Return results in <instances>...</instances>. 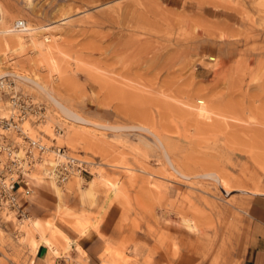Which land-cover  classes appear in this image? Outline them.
Segmentation results:
<instances>
[{"label":"rangeland","instance_id":"1","mask_svg":"<svg viewBox=\"0 0 264 264\" xmlns=\"http://www.w3.org/2000/svg\"><path fill=\"white\" fill-rule=\"evenodd\" d=\"M17 20L33 30L0 76L45 106L24 126L95 164L63 182L36 166L47 200L2 214L0 264H88L90 227L110 231L97 264H264V0H0V37Z\"/></svg>","mask_w":264,"mask_h":264},{"label":"built area","instance_id":"2","mask_svg":"<svg viewBox=\"0 0 264 264\" xmlns=\"http://www.w3.org/2000/svg\"><path fill=\"white\" fill-rule=\"evenodd\" d=\"M26 26L24 20H19L10 29L25 31ZM15 78L10 75L0 80V100L7 93L4 110L0 112V218L3 213L16 218L27 214L25 203L33 193L30 174L38 164L46 167L48 178L58 182L72 175L91 174L89 166L95 164L69 154L55 138L47 144L42 131L38 135L29 133L24 124L43 121L45 106L16 88ZM53 132L54 136L62 135L58 126H54Z\"/></svg>","mask_w":264,"mask_h":264},{"label":"crops","instance_id":"3","mask_svg":"<svg viewBox=\"0 0 264 264\" xmlns=\"http://www.w3.org/2000/svg\"><path fill=\"white\" fill-rule=\"evenodd\" d=\"M43 183H45V182L39 181V180L32 182L33 192H34L33 196L37 197V198H39L41 200H47L46 197L42 196L39 193L41 189H44L41 186V184H43ZM48 185L53 190V192H54V194H55V196L57 198V202H56V210H57L58 206H59V204L61 202L60 197L55 192V190L52 187V185L50 183H48ZM95 185H96L95 182H90L89 186H87V187L84 186V187L95 191ZM77 189H78L79 194H80L79 183L77 184ZM63 195H64V193H63ZM63 195H62V199L64 200ZM80 196H81V194H80ZM81 198H82V196H81ZM81 203H82V201H81ZM30 205H31L30 199L28 198L26 203H25V207H26L27 212H28V207ZM82 205L84 206V202H83ZM250 206H251L252 212L255 214L256 218L264 219V194H254L251 197ZM82 217H85V214H83ZM56 219H58V218H56ZM40 225H41L40 222L35 220L36 229H39ZM48 225H51V230H53V223L49 222ZM92 228L98 230V227L97 228L90 227L86 232H79L78 230L75 229L78 232V237L76 239V242L74 240L73 241L76 244H78L86 252L88 264H97L98 260H97L96 254H97V252L99 250H101V248L103 247V244H104L101 234H104V235L107 236L110 233V231H109L108 228H105V227L104 228L100 227L98 231L90 230ZM44 237H46V236H44ZM45 246H48V245H45ZM250 252H252V251L248 252L249 253L248 257L245 259L243 264H259L260 260H261V256H262L261 253L257 252V251L252 252V253H250ZM52 254L58 256V254H54L53 252H52ZM57 262H58V264H65L62 260H58Z\"/></svg>","mask_w":264,"mask_h":264},{"label":"bare ground","instance_id":"4","mask_svg":"<svg viewBox=\"0 0 264 264\" xmlns=\"http://www.w3.org/2000/svg\"><path fill=\"white\" fill-rule=\"evenodd\" d=\"M17 21H19V20H17ZM17 21H15V22H17ZM26 23V22H25ZM26 25H27V23H26ZM32 30L33 29H31V28H29L28 27V25L26 26V30L25 31H14V30H12L11 29V32H14V33H16V35H14V36H3V37H0V57L3 55H7L8 54V52H14V51H17V50H23L24 48H25V38L27 37V36H21V35H19V34H17V33H21V34H30V32H32ZM32 35V34H31ZM30 38H33V36L32 37H30ZM31 40V39H30ZM32 41V40H31ZM34 42V41H33ZM11 45H14L15 47H11ZM2 59H0V61H1ZM48 61V60H47ZM56 62V60L54 61L53 59H51V61L49 62L50 63V65H51V69L52 70H58V66H57V64L55 63ZM4 63L5 62H0V64L1 65H4ZM4 67V66H3ZM6 67V66H5ZM5 75H7V74H5ZM5 75L3 74V75H1L0 76V80H3L4 78H5ZM26 78H27V80H29V81H31V82H35V80L34 79H32L31 77H29V76H26ZM37 80V79H36ZM36 83V82H35ZM39 84V83H38ZM41 85V84H40ZM5 95H7V93L5 92L4 93V96ZM54 100V102H55V104L58 106V108L62 111V114L65 116V117H67V118H69L68 116H67V112L65 111V109L62 107V105L57 101V100H55V99H53ZM199 115H201V116H203V117H206V118H208V117H210L209 116V109L207 108V106H206V104H204V105H200L199 106ZM197 114H198V112H197ZM27 128V127H26ZM43 167V169H45L44 168V166H42ZM43 171V170H42ZM34 172V171H33ZM30 176H31V178L34 180V181H38L39 179L37 178L38 177V175L37 174H32V172H31V174H30ZM57 185V192L59 193V195H61V186H60V184H56ZM81 196L83 197V199L84 200H86L89 196H91L90 194H91V192H93L91 189H88V188H85L84 186H82L81 188ZM91 190V191H90ZM61 198V197H60ZM90 199V198H89ZM90 201V200H89ZM91 204V203H90ZM89 204V205H90ZM88 205V204H87ZM66 210L69 212L71 209H70V207L69 206H66ZM7 215V214H6ZM83 218L82 217H78V219L76 220V223H81V225H82V222H83ZM55 229H56V227H55ZM57 230V229H56ZM58 231H59V229H58ZM61 232V231H60ZM59 232V233H60ZM61 234L63 235V233L61 232ZM53 249H55V248H53ZM85 254V256H86V253H84Z\"/></svg>","mask_w":264,"mask_h":264}]
</instances>
